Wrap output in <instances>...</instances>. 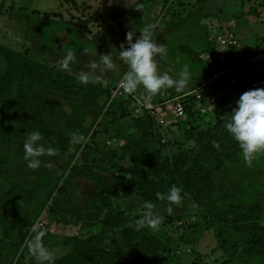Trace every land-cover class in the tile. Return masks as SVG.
I'll use <instances>...</instances> for the list:
<instances>
[{
  "label": "rangeland",
  "instance_id": "1",
  "mask_svg": "<svg viewBox=\"0 0 264 264\" xmlns=\"http://www.w3.org/2000/svg\"><path fill=\"white\" fill-rule=\"evenodd\" d=\"M32 11L39 14L34 15ZM44 13L49 17L44 18ZM149 25L153 26L152 40L166 49L163 55L154 57L158 72H167L175 79L180 69L187 65L190 83L180 92L174 87H165L150 98H146L148 94L142 86L114 97V87L127 71V66L117 56L121 43L127 46L125 33L133 31L135 35ZM224 31L233 32L237 37L240 48L235 56L238 59L252 53L264 39V0H0V47L58 70H61L58 61L65 52L71 51L74 54L71 71H64L78 79L79 72H88L99 55L112 52L115 64L110 72L89 74V83L111 92L110 98L102 96L97 105H91L87 99L65 97L27 83L34 94L51 98L54 111L61 119L46 116L45 124L51 130L62 131L69 141L64 143L65 155L52 161L47 158L46 141L40 137L33 144L34 148L41 149L34 157L40 161L34 169L27 166L23 142L3 145L0 194L10 193L17 176H24L33 185L38 179L51 177L58 181L59 188L64 186L68 196L62 198L57 191L50 196L49 187L43 188L32 203L22 204L23 211L17 220L0 204V217L15 221L18 226L11 240H2L0 225V264L37 261L27 247L36 231L45 232L42 242L52 252L53 260H60L70 252L64 244L66 237H87L101 231L100 223L84 224L78 219L89 213L90 201L100 182L111 183L120 175L128 176L131 161L129 157L120 160V149L129 134H137L133 127L135 119L152 117L161 142L166 146L165 154L171 156L180 147L194 146L185 138L186 130L191 135L198 128H205L208 121L216 120L221 107H235L243 92L264 88V60L255 56L248 59L244 75L238 77L240 87L231 88L229 97L223 94L226 92L218 91L204 101L192 99L198 89L196 85L206 76L205 60L210 45L215 35ZM6 70L7 64L0 56V74ZM183 94L188 97L183 98ZM13 97L0 102L2 130L14 125L13 116L7 112ZM174 99L186 101L190 112L187 118L175 116L171 108ZM24 117L40 125L30 113L25 112ZM68 120H80L84 125L71 131L67 127ZM111 120L117 122L109 123ZM73 134L83 139L75 142ZM216 177L226 187H244L245 194L236 200L219 198L214 211L211 210L213 202L201 206L189 197L178 206L172 205L171 214L167 212L168 205L154 206L161 221L155 228L145 227L167 245L170 252L167 264H264V255L248 257L244 254V248L253 240L233 228L241 222L239 205L260 204L264 208V152L249 160L241 155L239 165L223 168ZM134 198L114 199V205L125 215L139 219L141 200ZM261 223L264 224V215ZM124 231L109 230L106 244L110 246L117 241L136 263L154 264L144 252L128 247ZM127 232L133 233L131 229ZM20 242L23 244L18 248Z\"/></svg>",
  "mask_w": 264,
  "mask_h": 264
},
{
  "label": "trees",
  "instance_id": "2",
  "mask_svg": "<svg viewBox=\"0 0 264 264\" xmlns=\"http://www.w3.org/2000/svg\"><path fill=\"white\" fill-rule=\"evenodd\" d=\"M32 13L39 14L38 11ZM48 15L44 13L43 17L48 18ZM263 41H260L249 55L240 59L235 56L234 59H238L245 68L248 59L264 54ZM214 46L215 44L211 43L209 54L215 52ZM0 56L7 64L6 72L0 74V89L7 88L0 90V102L14 95L7 107L8 114L13 116L14 125L7 127L6 130L0 127V154L3 145L15 141L25 143L30 133L38 131L40 137L46 141L47 148L54 150L52 155L47 153V158L58 161L65 155L64 143L69 141V138L62 131L47 127L46 116L61 118L55 113L51 98L41 93L34 94L28 89L27 83L30 82L36 87L65 97L87 99L91 105H97L102 96L108 98L109 95L110 98L111 92H106L89 82L82 84L78 78L67 74L64 70L23 58L2 47H0ZM207 71L205 65L204 72ZM204 80L205 76L196 87L198 88ZM262 81L264 82V78ZM238 82L232 87L215 88L212 92L202 93L203 98L200 101L206 100L218 91L226 92L223 94L229 97L232 93L228 91L238 87ZM221 108L216 120L208 121L205 128H198L191 135L189 130L185 131L184 136L188 141L194 142L193 147H180L171 156L165 154L166 146L161 142L162 139L152 117L146 115L135 119L133 127L137 134H129L120 149V160L125 161L129 157L131 161V165L127 168L128 176L120 175L111 183L100 182L96 195L90 201L89 213L84 218L78 219L79 223L84 224L100 223L101 231L87 237L78 235L66 237L64 244L70 248V252L60 260H53V264H138L117 241H113V245L110 246L106 244L105 238L109 230H125L124 240L131 250L144 252L154 264H167V257L170 254L167 245L160 237L151 235L146 227L136 230L134 225L137 218L125 215L114 205V199L125 200L137 197L138 200L152 202L154 206L168 205L166 201L158 199L156 193H166L172 185H176L181 189V201L189 197L201 206L213 202L211 210L214 211L219 198L236 200L244 195V187H226L216 177L223 168L235 167L241 162V150L237 142L221 124V117L229 113L233 107ZM25 112L30 113L40 125L36 126L27 120L24 117ZM189 114L186 108L185 118ZM116 122L117 120L109 121L113 124ZM83 125L82 121L74 120L69 121L67 127L75 131L81 129ZM214 141L219 144V148L213 146ZM152 145L155 148L151 149ZM68 160L69 157L67 162ZM3 166L4 159L0 155V168ZM35 182L36 185H33L28 178L17 176V180L10 186L11 192L0 194V204L8 209L14 219L21 217L22 204L32 203L43 188L49 187L50 196L56 191L62 198L68 196L64 186L59 188L58 181L51 177L41 178ZM237 209L241 214V222L233 225V228L237 232L246 233L253 240L244 248V254L248 257L264 255V224L261 223L264 215L263 206L239 205ZM0 225L3 229L2 240H11L13 232L18 230L16 222H10L4 216L0 217ZM127 229H131L133 233L129 234ZM22 244V242L18 243V248ZM30 264H37V261L32 260Z\"/></svg>",
  "mask_w": 264,
  "mask_h": 264
},
{
  "label": "clouds",
  "instance_id": "3",
  "mask_svg": "<svg viewBox=\"0 0 264 264\" xmlns=\"http://www.w3.org/2000/svg\"><path fill=\"white\" fill-rule=\"evenodd\" d=\"M152 25L143 28L139 35L133 31L125 33V43H121L117 53L118 59L127 66V71L119 81V86L124 92H134L138 86H142L144 92L150 98L165 87H174L177 92L182 91L190 83V72L188 66L184 65L173 79L167 72H158L154 57L157 54L163 55L166 51L163 44H158L151 38ZM74 59L71 51L65 52L63 58L58 61L61 70L71 71L70 62ZM115 67L112 59V52L99 55L92 61L88 72H79V82L87 84L89 74L98 72L104 74L110 72ZM235 107L221 117L222 127L237 142L241 150V155L245 160H249L260 152H264V88H255L243 92L235 102ZM83 137L73 134V140L79 142ZM40 140V133L34 131L30 133L23 145L25 159L29 168H37L40 161L34 157L40 154L41 149L34 148L33 144ZM193 144V141L189 142ZM213 146L219 148L215 141ZM48 155L54 154V150L47 149ZM29 157H33L29 159ZM156 197L167 202V212L171 214L172 205H179L182 199L181 189L172 185L166 193H156ZM139 207L142 215L135 221V229L140 230L145 226L155 228L161 221V217L156 213L154 205L150 201H141ZM45 236L44 231H36L35 235L27 242L29 253L35 257L37 264H53V254L42 242Z\"/></svg>",
  "mask_w": 264,
  "mask_h": 264
},
{
  "label": "built area",
  "instance_id": "4",
  "mask_svg": "<svg viewBox=\"0 0 264 264\" xmlns=\"http://www.w3.org/2000/svg\"><path fill=\"white\" fill-rule=\"evenodd\" d=\"M214 41L215 52L209 54L205 60L208 69L205 80L193 95L197 100L203 98L202 93L212 92L215 88L223 89L235 85L238 81V77L244 72V65L238 59H234L237 50L240 48L235 34L233 32H220L215 35ZM257 58L264 60V54L259 55ZM115 87L113 96L118 97L124 91L119 86V83H117ZM186 97H188V95L183 96V98ZM177 100L178 99H174L171 101L173 102L171 105L173 113L177 118H185L186 104Z\"/></svg>",
  "mask_w": 264,
  "mask_h": 264
},
{
  "label": "water",
  "instance_id": "5",
  "mask_svg": "<svg viewBox=\"0 0 264 264\" xmlns=\"http://www.w3.org/2000/svg\"><path fill=\"white\" fill-rule=\"evenodd\" d=\"M140 33H136V35L138 36Z\"/></svg>",
  "mask_w": 264,
  "mask_h": 264
}]
</instances>
